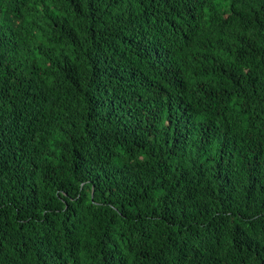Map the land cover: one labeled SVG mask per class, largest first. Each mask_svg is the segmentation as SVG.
Segmentation results:
<instances>
[{
	"label": "trees",
	"instance_id": "16d2710c",
	"mask_svg": "<svg viewBox=\"0 0 264 264\" xmlns=\"http://www.w3.org/2000/svg\"><path fill=\"white\" fill-rule=\"evenodd\" d=\"M0 0V264H264V0Z\"/></svg>",
	"mask_w": 264,
	"mask_h": 264
},
{
	"label": "clouds",
	"instance_id": "9594fccd",
	"mask_svg": "<svg viewBox=\"0 0 264 264\" xmlns=\"http://www.w3.org/2000/svg\"><path fill=\"white\" fill-rule=\"evenodd\" d=\"M16 1L18 2V4H17V8H18V9H21L22 4H23V0H16Z\"/></svg>",
	"mask_w": 264,
	"mask_h": 264
}]
</instances>
